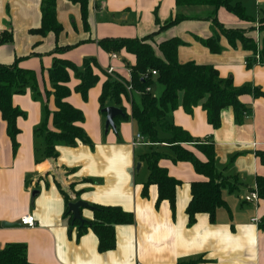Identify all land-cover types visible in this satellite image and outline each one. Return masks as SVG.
<instances>
[{"label":"crops","instance_id":"1","mask_svg":"<svg viewBox=\"0 0 264 264\" xmlns=\"http://www.w3.org/2000/svg\"><path fill=\"white\" fill-rule=\"evenodd\" d=\"M40 1L0 0V34L12 33L11 41L0 44V64L17 61L21 68L35 72L34 85L26 84L23 92L11 96L13 106L23 112L16 119L19 133L15 151L6 133V121L0 115V222L21 224L20 218L25 214H32L36 222L33 227L0 225V249L13 242L25 244L30 264H176L189 258H201L199 264H264V224H259L264 199H245L256 188L255 178L264 176V97H254L252 93L239 95V101L250 113L237 123L232 108H222L220 124L215 128L206 121V112L200 105L189 113L180 106L170 111L174 125L195 139L213 143L218 171L229 176L230 185L235 186L231 189L227 184L222 189L226 207L217 208L213 221L202 212L196 213L195 221L188 224L185 209L191 197L190 184L207 177L195 172L190 161H174L170 147L161 142L160 150L166 155L159 158L158 166L179 181L174 208L164 199L156 203L158 189L154 184L143 195L148 171L137 156L150 151L151 144L144 138L146 143L133 144L137 131L130 118L119 120L115 130H104L105 115L100 112L98 100L107 74L119 81L130 80L128 65L135 63V57L124 49L106 52L98 40L138 39L153 33L150 42L157 52L159 42L176 37L182 41L177 48L180 63L212 65L220 77L230 78L234 86L249 84L261 91L264 63L246 64L249 52L242 50L239 43L232 47L211 22L213 7L176 8L175 0H88L85 26L78 1L56 0V20L62 31L57 35L52 31L40 35L31 32L40 25ZM242 4L246 10V3ZM255 5L260 8L257 18L264 13V0H255ZM177 11L193 18L158 30ZM214 17L226 28L245 29L244 35L253 40L261 37L252 27L257 26L256 18L240 20L224 7H219ZM214 34L219 36L218 52H210L202 43ZM55 58L69 60L78 67L84 59L94 58L96 66L92 69L99 80L83 100L74 91L79 79L69 70L66 85L71 93L64 99L81 110L84 118L77 125L87 133L91 144L57 143L56 157L45 158L43 136L35 129L44 121L45 114L47 128L53 127L51 113L56 105L53 95L47 97L45 92L53 91L48 70ZM108 66L113 67L112 72L108 73ZM134 90L130 94L127 91L128 95L122 98L127 112L128 96L136 100L140 94ZM185 148L196 158L206 160L193 146ZM59 188L69 201L118 206L131 212L133 221L115 224L114 247L98 250V237L93 231L87 227L78 233L69 217H65L66 200ZM33 189L39 193L31 200ZM80 214L85 221L93 218L89 207H82Z\"/></svg>","mask_w":264,"mask_h":264},{"label":"trees","instance_id":"2","mask_svg":"<svg viewBox=\"0 0 264 264\" xmlns=\"http://www.w3.org/2000/svg\"><path fill=\"white\" fill-rule=\"evenodd\" d=\"M73 1L80 3L83 24L86 26L88 0ZM55 4L56 0L40 1V25L31 32L46 35L52 31L57 35L62 31V26L56 20ZM175 5L176 8L197 5L213 7L214 11L209 18L219 33L226 37L232 47H236L239 43L242 50L251 51V54L246 57V64L250 66L256 63H264V19L260 21L261 37L258 47L252 38L244 35L243 30L226 28L214 17V12L219 7H224L240 20L253 19L246 13L241 0H175ZM190 18L193 17L177 11L158 30L177 24L182 19ZM152 36L153 33L138 39L108 37L98 40V45L106 52H118L124 49L135 57V63L128 65L131 76L129 81L107 78L102 82V89L98 96L99 109L110 104L119 107L125 117L116 116L114 118L115 124L121 119L130 118L137 133L141 134L145 141L151 144L150 151L137 156V159L144 161L148 171L147 179L143 182V195H146L147 187L154 184L158 189L156 203L164 199L170 203L171 208H174L175 187L179 181L169 177L165 169L158 166L159 158L166 155L160 150L158 143H167L173 153L174 161H190L195 172L207 177L202 182L190 184L191 197L185 209L188 224L195 221L196 213L202 212L206 213L213 221L217 208L226 207V202L222 197V189L225 185L231 184V178L218 171L213 143L208 140L195 139L186 130L174 125L170 111L180 106L189 113L193 107L200 105L206 112V121L215 128L220 124V110L230 106L234 111V120L240 123L250 111L245 104L239 101V95L252 93L254 97H264V91L256 87L251 88L249 84L236 87L230 78L220 77L217 68L212 65L197 64L194 61L180 63L177 48L182 44V41L179 38L170 37L168 40L159 42L157 44V52L159 53L157 54L150 42L153 40ZM11 39V31H3L0 34V44L11 41ZM218 39L219 36L214 34L210 38L203 39L202 43L210 52H218L221 50ZM255 53L258 56L257 59L254 56ZM95 63L94 58H86L78 67L66 59L55 58L53 60V64L48 70L53 91H48L46 95L48 97L52 94L56 105V110L51 113L54 130L47 128L48 116L46 114L44 121L35 129V132L43 136L42 155L45 158L56 157L55 145L57 143L69 146H73L77 142L91 144L87 133L81 126L77 125L84 118L81 110L75 108L64 98L71 93V89L66 85L70 79L69 70H71L79 79L74 91L80 93L83 100L86 99L88 90L94 87V84L99 80L98 74L92 69L93 65L96 66ZM154 70L153 75L152 71ZM34 78L35 72L21 68L17 61L12 64H0V115L6 121V133L11 139V146L14 151L17 149L16 136L19 133L16 119L23 115V112L13 106L11 96L15 92H23L26 84L33 86ZM154 80L162 88L157 97L153 96L151 91H145L147 86L150 88L153 86ZM126 83L132 84L134 89L141 91L138 103L128 96V112L122 105V98L128 95ZM101 114L104 115L102 112ZM181 144L192 145L204 155L206 160L196 158L192 151ZM261 156L263 159L264 156ZM255 186L258 198L264 199V176L255 178ZM234 187L233 184L230 185L231 189ZM59 190L63 193L67 205L68 195L60 188ZM92 210L93 218L83 224L77 220L71 221V212L68 210V206L65 210V217H69L71 225L77 227L78 233L89 227L98 237V250L112 249L115 242V224L132 222V213L126 212L118 206L94 205ZM259 224H264V214ZM201 261V258H189L178 261L176 264H199ZM0 264H30L26 259L25 244L13 242L0 249Z\"/></svg>","mask_w":264,"mask_h":264},{"label":"water","instance_id":"3","mask_svg":"<svg viewBox=\"0 0 264 264\" xmlns=\"http://www.w3.org/2000/svg\"><path fill=\"white\" fill-rule=\"evenodd\" d=\"M102 113L105 115V121H104V130H107L108 128H111L112 130H115L116 124L114 122V118L116 116H120L121 118L125 117L123 114L122 110L115 106L110 104L109 106H105L102 109H100ZM140 163H137L136 169H139ZM38 190L33 189L31 191V200L38 194ZM68 210L71 212V221L74 222V220L79 221L81 224L85 222V219L81 217L80 210L82 207H89L92 208V205H89L86 201L84 200H75V201H68L67 205ZM0 225L3 228H8V227H15V226H20V223H13V222H0Z\"/></svg>","mask_w":264,"mask_h":264},{"label":"rangeland","instance_id":"4","mask_svg":"<svg viewBox=\"0 0 264 264\" xmlns=\"http://www.w3.org/2000/svg\"><path fill=\"white\" fill-rule=\"evenodd\" d=\"M242 2L246 3L245 5L247 6V9H246V12L248 14H250L251 16H253V19L256 18V13L257 11L260 12V8L258 6L255 5V0H241ZM261 8H263V6H261ZM259 12L257 14H259ZM261 19H264V13L261 14V16H258L256 18V20L258 21L257 22V26H252V27H255V29H257L259 31V28H260V21ZM251 27V28H252ZM245 32V29H241ZM260 32V31H259ZM264 34V33H263ZM153 38V36H152ZM153 41V40H152ZM255 42V44L258 46L259 45V41H260V38L258 37L256 40L254 39L253 40ZM259 47V46H258ZM257 47V49H258ZM249 52V55L251 54V51H248ZM254 56L256 57V59L258 58V56L256 55V53L254 54ZM108 79H112V80H118L115 76H113L112 74H107L106 75ZM107 78L105 80H107ZM119 81V80H118ZM160 89H161V86L160 84H158L155 80L153 81V86L151 87V94L153 96H158L160 94ZM48 91H46L45 93H47ZM47 96V95H46ZM139 98V97H138ZM137 97L135 98L136 102L138 103L139 102V99ZM125 105L127 106V109H129V103L128 102H125ZM56 110V109H55ZM49 129V128H48ZM49 130H54V127L50 128ZM167 144V143H166ZM183 147H185L186 145H190V144H181ZM192 146V145H191Z\"/></svg>","mask_w":264,"mask_h":264},{"label":"built area","instance_id":"5","mask_svg":"<svg viewBox=\"0 0 264 264\" xmlns=\"http://www.w3.org/2000/svg\"><path fill=\"white\" fill-rule=\"evenodd\" d=\"M112 57H116V55L114 53H111ZM108 73L113 71V67L112 66H108L107 68ZM155 70L152 71V74L154 75ZM126 90L128 91V93H132V91H135L134 88L132 87V84L126 83ZM151 88L149 86H147L145 88V91H150ZM141 91H138V93H140ZM144 140L141 134L136 133L135 135V139L133 141V144H144ZM246 200H253L256 201L258 199V195H257V191L256 188L251 190L249 192V194L247 195V197L245 198ZM22 225H27L29 227H33L35 225L36 222H34V217L32 214H25L23 215V217L20 218V221Z\"/></svg>","mask_w":264,"mask_h":264}]
</instances>
